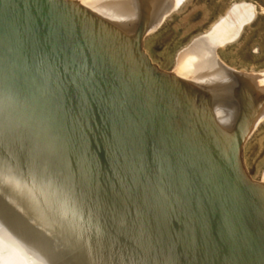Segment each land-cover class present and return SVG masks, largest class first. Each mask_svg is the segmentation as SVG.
I'll use <instances>...</instances> for the list:
<instances>
[{
    "label": "bare ground",
    "instance_id": "bare-ground-1",
    "mask_svg": "<svg viewBox=\"0 0 264 264\" xmlns=\"http://www.w3.org/2000/svg\"><path fill=\"white\" fill-rule=\"evenodd\" d=\"M182 1L0 0V12L14 25L0 21V56H7L0 67V89L4 88L0 118L5 122L0 121V264H150L160 255L176 264H264V182L251 180L240 151L264 116V73L244 81L216 55L254 19L255 8L232 6L177 57L174 72L166 74L149 64L141 47L144 37ZM4 10L16 19L29 13L36 18L21 26ZM153 73L162 78L151 80ZM22 85L49 88L51 101L84 116L85 124L104 117L106 109L126 114L130 94L141 89L147 106L185 122L178 143L168 144L163 155L182 158L187 194L175 198L164 220L160 206H144L151 216L145 222L126 215L115 200H105L96 210L88 207L90 200L72 197L68 190L75 182L71 172L68 176V140H76L68 136V120L56 126V114L47 109L43 110L51 115V124L39 113L28 117L27 110L33 109L25 108ZM228 94L245 108V121L236 123L239 129L232 125L236 116L224 98ZM43 102L31 100L33 105ZM154 121L150 128L157 126ZM78 134L90 137L86 126H79ZM241 135L242 143L235 138ZM234 146L238 172L230 165ZM185 154L188 157L183 158ZM237 173L240 182L235 181ZM187 183L183 181L184 186ZM151 188L154 195L161 193ZM142 194L138 189L137 195ZM196 194L201 204L194 200ZM184 218L207 224L202 227L214 239L220 230L221 254L206 255L185 237L168 238L160 242L166 249H153L144 237L136 236L140 234L136 228L155 224L171 233L166 226L171 227L173 220L183 229L185 225H179Z\"/></svg>",
    "mask_w": 264,
    "mask_h": 264
},
{
    "label": "water",
    "instance_id": "water-1",
    "mask_svg": "<svg viewBox=\"0 0 264 264\" xmlns=\"http://www.w3.org/2000/svg\"><path fill=\"white\" fill-rule=\"evenodd\" d=\"M2 12H0V21L6 23V25L10 24V27L14 26L4 19ZM5 12L10 14L9 17L13 23L16 22V24L21 26L31 25L36 18V14L28 16L29 13L20 19H16V17H12L13 13L10 10H4ZM0 57H2L0 67H3V64L7 62V56ZM143 65L149 67L145 61ZM151 75V80L162 78L157 73ZM141 76L142 78H148L145 74ZM136 77L139 78L138 76ZM31 87L34 86H30L28 89L26 86L20 88L21 94L27 97L25 98V108L29 109L27 106L29 105L33 109L27 110L28 117H31L34 113H39L41 118L44 116L46 123L51 124L49 120L51 115L46 116L45 114L48 113L43 109L50 110L51 113L56 114L54 116L56 119H53V121L57 120L56 126L59 127L63 120H68V136L75 137L76 141L74 142L68 140V176L71 172L75 182L74 189L68 190V193L70 192L72 197L73 194H77L82 200H90L88 207L96 208V210L100 208L101 204H105V200H115V202L121 203V207L124 208L126 215L129 217H141L145 222L150 221L151 216L146 213L147 211L142 209L144 206H160L161 217L164 220L165 212L168 211L169 207L170 209L173 208L170 204L173 203L175 198L178 201V197H184L187 194L185 188L189 184L186 180H183L185 173L182 170V158L172 154L166 159L163 155L168 153L165 150L168 144L178 143L177 136L184 130L185 125L182 117L174 114L169 117L167 114L165 117L161 114L160 109L155 106H147V98L140 89L130 94V96L128 94L130 100L126 114L123 110L116 112L106 109L104 117H99L95 122L85 124L84 116L78 115L77 112L72 110L63 109V103L52 102V94L49 88L40 87L33 90ZM25 88L27 89L26 91ZM3 89L1 88L0 90ZM28 91L30 92L28 93ZM34 99H39L41 102L44 100V104L33 105L31 100ZM137 100H139L138 104ZM184 104L185 98L182 96L180 99L182 109L185 108ZM133 110H135V114H132ZM154 119L158 120V124L150 128V125L155 122ZM79 123L84 125H79ZM79 126H86L89 129L90 137L83 138L79 135ZM35 128L39 127L35 126ZM92 138L97 141L92 142ZM42 142L44 143L45 141ZM85 142H87L86 147ZM52 148L56 152H59L55 148V145ZM233 149L230 155V165L231 167H235V170L238 172V148L234 146ZM30 153L33 154L34 151L30 150ZM184 157H188V155L185 154L183 155ZM241 180V175L237 173L235 181L240 182ZM183 181L187 183L185 186ZM151 187H154L161 193L154 195ZM246 187L244 186L243 188L245 189ZM138 189H142L144 192L142 196L137 195ZM235 189L239 188L236 187ZM194 200L198 204H201L198 194L195 195ZM214 220L219 222L217 219ZM189 221L184 218V222L179 225L180 228L185 225L183 229H179L173 225L176 223L175 220L170 221L172 228L166 227L173 230L171 233L163 231V228L161 229L154 222L153 228L144 230L136 228L140 232L136 236L137 238L144 237L143 241H149L147 245L153 249H166V244L162 245L160 242H164L168 238L185 237L184 239H189V242L196 249L206 255L221 254L219 249L221 244L218 243L224 239L221 231L217 230V238L214 239L210 231L202 227V225L207 226V224ZM187 236L193 237L187 238ZM213 241L215 243H212ZM228 260L233 262L231 259ZM150 264H176V260H166L164 259V255H160L158 259L150 262Z\"/></svg>",
    "mask_w": 264,
    "mask_h": 264
},
{
    "label": "rangeland",
    "instance_id": "rangeland-1",
    "mask_svg": "<svg viewBox=\"0 0 264 264\" xmlns=\"http://www.w3.org/2000/svg\"><path fill=\"white\" fill-rule=\"evenodd\" d=\"M239 4L253 6L255 17L244 26L234 42L217 49L216 55L226 68L233 71L234 76L244 81H247L246 78L263 74L264 0H183L154 32L144 37L141 47L144 56L148 58L150 65L155 66L162 73H173L177 57L207 33L232 6ZM230 97L231 95L228 94L224 98L233 105L236 122L232 125L236 127L237 124L242 125L245 121V108L243 103V108L240 104L238 106L237 98ZM237 127L236 129L240 128ZM242 137L243 135L235 136L241 139V143ZM240 151L247 174L253 182L262 184L264 182V116L246 138L242 147L240 144Z\"/></svg>",
    "mask_w": 264,
    "mask_h": 264
}]
</instances>
